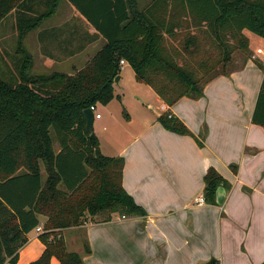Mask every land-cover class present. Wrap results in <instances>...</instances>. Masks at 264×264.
Wrapping results in <instances>:
<instances>
[{
  "label": "trees",
  "instance_id": "16d2710c",
  "mask_svg": "<svg viewBox=\"0 0 264 264\" xmlns=\"http://www.w3.org/2000/svg\"><path fill=\"white\" fill-rule=\"evenodd\" d=\"M30 1L0 0V23ZM68 1L104 38L101 50L73 73L29 76L32 57L23 40L57 11L60 0H49L45 13L18 26L17 54L22 60L17 72H10L15 81L0 77V264L18 263L28 235L40 226V216L47 218L39 236L46 249L30 264H52L53 257L61 264H85L82 255L68 252L56 231L83 225L87 217L110 221L115 213L147 215L123 187L124 158L105 156L98 137L88 134L84 118L86 109L115 98L122 61L172 107L185 97L202 98L211 81L245 66L251 59L245 30L264 38V0H154L140 11L134 0ZM191 30L213 43L204 59H196L203 55L202 39ZM169 40H180L182 49L171 51ZM236 50L247 55L242 66L215 72L221 63L226 67L232 61ZM185 54L196 61L180 63ZM158 121L168 131L193 136L167 112ZM204 180L209 203L216 204L218 187H231L214 168ZM85 252L91 253L88 244ZM204 264L220 262L212 258Z\"/></svg>",
  "mask_w": 264,
  "mask_h": 264
},
{
  "label": "crops",
  "instance_id": "0c3cea01",
  "mask_svg": "<svg viewBox=\"0 0 264 264\" xmlns=\"http://www.w3.org/2000/svg\"><path fill=\"white\" fill-rule=\"evenodd\" d=\"M48 1H30L0 23V61L12 52L8 37L17 41L11 60L16 64L22 60L17 54L18 26L38 16L39 7ZM153 1L134 0L139 11ZM245 31L250 51L261 61L251 58L238 71L217 77L200 99L185 97L170 107L157 95L158 106L148 107L155 116L143 117L138 129L111 132L107 138L111 144L105 148L99 139L105 156L124 158L123 187L147 215L115 213L110 221L87 217L83 225L57 230L68 252L82 255L85 264H204L212 258L220 264H263L264 49L258 46L255 52L251 44L264 38ZM104 44L68 0H60L55 14L23 40L32 57L31 68L54 63L78 69ZM166 112L180 119L193 136L166 130L158 121ZM210 168L231 185L223 205L207 200L196 204L205 194L204 178ZM42 174L45 180V170ZM187 212L194 216L188 219ZM39 219L43 228L47 218ZM42 233L36 228L28 235L17 264H30L42 256L46 249L39 238ZM87 244L90 254L85 252ZM51 263L61 264L56 257Z\"/></svg>",
  "mask_w": 264,
  "mask_h": 264
},
{
  "label": "rangeland",
  "instance_id": "374dc122",
  "mask_svg": "<svg viewBox=\"0 0 264 264\" xmlns=\"http://www.w3.org/2000/svg\"><path fill=\"white\" fill-rule=\"evenodd\" d=\"M65 1V0H63ZM49 5V4H48ZM48 5L40 6L39 7V15L45 13V11L48 9ZM82 18V16L80 15ZM84 19V18H82ZM84 21H86L84 19ZM86 27V25H85ZM87 30H84L85 35L89 34L90 26H88ZM58 32V31H57ZM246 32V31H245ZM186 33V32H185ZM190 33L192 34H198L202 39L201 41V54L204 53V51H212V41L207 39L205 40L204 35L201 32H196L194 30H191ZM244 33V32H243ZM33 34V33H31ZM25 38V37H24ZM7 40L9 50H12V54H15V50L17 47V41L14 43V40L11 41V37ZM183 39H181L182 41ZM181 41H172L169 40L167 42L169 49L172 51L174 47L178 49H182ZM100 45V44H99ZM102 45V44H101ZM252 47L254 48L256 52V48L258 46H262L261 48L264 49V41L261 39H253L252 41ZM1 46V45H0ZM3 48V46H1ZM193 48L190 47V50ZM213 51H216V49H213ZM11 53H9L8 56L3 57L2 61H0V71L6 72L2 75L0 74V77L8 80V81H15V78L11 75L10 72H17L15 70L16 68V62L14 60H11L10 56ZM259 55V54H257ZM251 58L256 61H261L260 58L255 57L254 54H250ZM260 56V55H259ZM207 57V54H203L201 57H198L196 59H204ZM247 58V55L242 50H236L232 55V61L229 64H226V67H223L222 63L218 66L215 72H222V71H231L234 69H237L238 67L242 66L243 61ZM5 59V60H4ZM184 59H187L189 62L196 61V59L192 60V57L190 55H184L180 63L183 62ZM70 65V64H68ZM83 65L79 66L78 69H81ZM74 70L72 68H64L59 67L55 65L54 63L49 65V67L46 68H31L28 71L29 76L33 75H50L54 72H62V73H73ZM202 75V72H200ZM121 79L119 83H114V89H115V98L107 105H103L101 103H97L95 114H100L102 119H96L94 121L93 130L94 134L98 137V139H101L103 148L108 147V144L111 142L107 141V138L111 135V132H116L118 130H121L122 127H125L126 129L135 131L138 129V126L142 123V118L148 115L155 116L152 110H149V106L154 107L158 106L159 102H157V94L156 92L147 84L139 82L136 78V74L132 66L128 63L127 65H121ZM128 115V116H127ZM108 128V129H106ZM52 133L54 134V131L52 130ZM55 148L58 150L57 143H55ZM42 170H45V167L41 164ZM46 174V173H45ZM47 176H45L46 179ZM121 215V213H119ZM118 215L117 218L120 217ZM190 219V217L194 216V212H187L185 215Z\"/></svg>",
  "mask_w": 264,
  "mask_h": 264
},
{
  "label": "water",
  "instance_id": "95a60500",
  "mask_svg": "<svg viewBox=\"0 0 264 264\" xmlns=\"http://www.w3.org/2000/svg\"><path fill=\"white\" fill-rule=\"evenodd\" d=\"M121 77L118 76L115 79L116 83H119ZM84 118L86 120V130L90 136L94 134L93 125H94V113L91 109H86L84 111ZM226 198V188L223 186L218 187L216 192V202L218 205H223Z\"/></svg>",
  "mask_w": 264,
  "mask_h": 264
},
{
  "label": "built area",
  "instance_id": "2783aa9c",
  "mask_svg": "<svg viewBox=\"0 0 264 264\" xmlns=\"http://www.w3.org/2000/svg\"><path fill=\"white\" fill-rule=\"evenodd\" d=\"M257 52H258L259 54H261V53H263V50H262V49H258ZM123 64H124V61L121 62V65H123ZM90 109H91V110L93 111V113H94V112L96 111V106L94 105V106H92ZM94 118L99 119V118H101V116H100V114H95V113H94ZM205 203H206V198H205V195H204V194L200 195V196L196 199V204H198V205H204ZM37 231H38V232H43V228L39 226V227L37 228Z\"/></svg>",
  "mask_w": 264,
  "mask_h": 264
}]
</instances>
